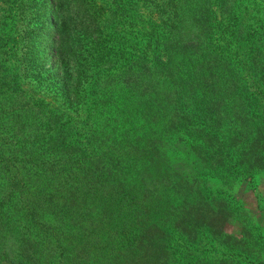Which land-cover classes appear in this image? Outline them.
<instances>
[{"label": "trees", "instance_id": "obj_1", "mask_svg": "<svg viewBox=\"0 0 264 264\" xmlns=\"http://www.w3.org/2000/svg\"><path fill=\"white\" fill-rule=\"evenodd\" d=\"M52 3L54 13L63 5ZM208 5L134 2L136 14L145 10L135 44L148 52L143 66L134 56L128 69L151 73L128 78L139 101L119 105L120 115L116 99L101 93L102 75L87 91L55 78L58 87L22 104L16 124L4 123L15 116L4 113L0 95V264H264L260 222L256 233H224L230 202L204 190L207 175L248 186L264 172L252 112L264 84L253 78L249 92L213 50ZM4 37L20 44L17 35ZM223 77L227 88L220 90ZM164 88L178 100L158 97ZM151 89L158 96L143 92ZM46 241L53 251L41 258Z\"/></svg>", "mask_w": 264, "mask_h": 264}, {"label": "rangeland", "instance_id": "obj_2", "mask_svg": "<svg viewBox=\"0 0 264 264\" xmlns=\"http://www.w3.org/2000/svg\"><path fill=\"white\" fill-rule=\"evenodd\" d=\"M57 1L63 5L57 6V12L54 13L52 0H0V95L5 104L4 113L15 116L4 123L20 122L22 104L35 102L34 99L38 98V93L42 90L50 91L52 87H58L55 78H60L59 86L66 82L71 90L73 86H82L87 91L94 88L95 81L102 75L99 85L101 93L116 99L113 112L116 111L119 115L122 113L119 105L132 106L139 101L135 93H129L126 84L134 74L143 78L151 73V70L141 74L140 69H128L134 56L141 58L139 66H143L142 60L148 52L145 51V44L142 46L143 42L135 44L138 41L134 39L135 30H145L142 21L145 10H138L141 13L136 14L134 2L143 5L148 0ZM169 1L195 4L198 7L203 2ZM206 1L210 7L207 9L210 10L209 18L214 23L212 39L209 40L213 43V50L227 58L234 71H237L239 77L236 78H242L247 90L254 92V87H249L253 84V78L257 79L255 82L264 84V0ZM54 19L57 20V38H54L52 31L56 26ZM6 23L9 27L4 25ZM11 34L17 35L20 40L16 47L4 37ZM54 41L57 45L56 52ZM249 67L253 70H249ZM225 79L227 78L223 77L216 85L218 89L227 88ZM240 86L241 84L238 90H241ZM143 92H152L151 94L158 96L157 89ZM83 94L84 91L79 95L82 97ZM158 97H166L169 102L178 100L166 88L161 90ZM88 98L86 95L85 99ZM256 104L257 106L253 105L252 112L259 119V135L262 138L258 146L262 148L264 163V100L259 98ZM137 108L145 110L143 104H139ZM208 109L213 110L215 115L223 111L221 106L216 105H209ZM1 120L3 119L0 118ZM207 178L212 189H209V183H204V190L224 196L225 204L230 202L229 206L224 207L228 212V221L223 226L224 233L236 234L245 228L256 233L258 230L255 222L259 221V232L264 237V209L254 210L258 205L264 207V172L260 171L255 182L248 186L246 182L234 181L233 177L220 180L207 175ZM259 247L264 250V240ZM5 248L14 259L16 249L8 239L5 240ZM52 251L51 242L46 241L41 243L38 253L44 258L51 256ZM1 264H11V261L6 259Z\"/></svg>", "mask_w": 264, "mask_h": 264}]
</instances>
